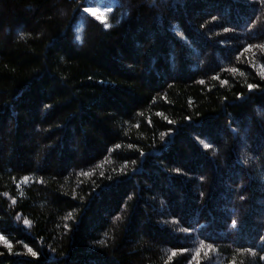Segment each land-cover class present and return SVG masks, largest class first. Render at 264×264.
<instances>
[{
	"label": "trees",
	"instance_id": "trees-1",
	"mask_svg": "<svg viewBox=\"0 0 264 264\" xmlns=\"http://www.w3.org/2000/svg\"><path fill=\"white\" fill-rule=\"evenodd\" d=\"M262 44L264 0H0V264H264Z\"/></svg>",
	"mask_w": 264,
	"mask_h": 264
},
{
	"label": "snow or ice",
	"instance_id": "snow-or-ice-1",
	"mask_svg": "<svg viewBox=\"0 0 264 264\" xmlns=\"http://www.w3.org/2000/svg\"><path fill=\"white\" fill-rule=\"evenodd\" d=\"M85 11H90V10H89V9H85ZM98 18H99V17H98ZM107 26H108V25L105 24V27H107ZM225 31H227V29H225ZM257 47L261 48V50H264V44H262V45H258ZM245 51H251V48H246ZM232 71L235 72L236 69H232ZM260 75H261L262 77H264V66H262V69H261V73H260ZM213 79H217V77H213ZM200 83L202 84L203 81H200ZM221 83L223 84V83H226V82L222 81ZM248 87H249V90H251V89L254 87V85H248ZM158 115H160V114L158 113ZM169 123H171V121H169ZM233 131H235V130L233 129ZM163 136H164V134L162 133V134H161V138H162V139H163ZM207 147H209V145L206 144V145H205V148H207ZM240 198H241L242 200L244 199L243 196H241ZM25 223H27V221H25ZM232 227H233V228L236 227V222H235V221L232 222ZM0 239H3V237H0ZM204 247H205V246L202 244V245H201V250H202ZM207 247H208L209 249H211V248H212V245H211V244H208ZM29 252H31V249H29ZM31 254H32L33 256L36 255L35 252H31ZM199 254H200V253H199V251H198L196 255L199 256ZM174 255H175V252H173V256H174ZM253 255H255V253H253ZM194 259H195V257H194ZM260 259L264 260V256L260 257ZM196 264H199V261H198V260L196 261Z\"/></svg>",
	"mask_w": 264,
	"mask_h": 264
},
{
	"label": "rangeland",
	"instance_id": "rangeland-1",
	"mask_svg": "<svg viewBox=\"0 0 264 264\" xmlns=\"http://www.w3.org/2000/svg\"><path fill=\"white\" fill-rule=\"evenodd\" d=\"M80 19V18H79ZM242 147L241 148H243V146H244V141H243V144L241 145ZM262 151H264V147L261 149ZM236 185L235 186H237L238 187V189L240 190L242 187H244V180H242L241 178H238V180H237V182L235 183ZM231 185V184H230ZM260 191L261 192H263V188L262 189H260ZM261 194V193H260ZM257 201L260 203V204H264V199H261V197L260 196H257ZM236 201H239V199H234V202H236Z\"/></svg>",
	"mask_w": 264,
	"mask_h": 264
}]
</instances>
